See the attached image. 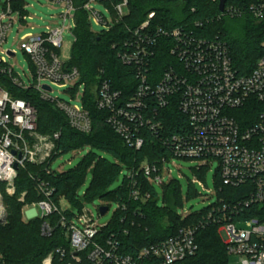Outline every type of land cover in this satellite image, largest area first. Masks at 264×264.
Instances as JSON below:
<instances>
[{
	"label": "built area",
	"instance_id": "built-area-1",
	"mask_svg": "<svg viewBox=\"0 0 264 264\" xmlns=\"http://www.w3.org/2000/svg\"><path fill=\"white\" fill-rule=\"evenodd\" d=\"M50 1L66 9L60 18L64 24L74 19L75 28L77 7L74 0ZM213 1L219 7V0ZM231 1L225 4L218 19L250 17L264 29V0L244 7ZM96 4L105 6L109 17L96 10ZM82 9L88 13L90 23L94 21L102 28L101 32H109L129 14V0H120L118 4L112 0H87ZM124 9H127V15ZM15 13L20 15L22 23L32 19L25 0H5L4 4L0 0V79L24 91L33 89L43 101L55 105L65 114L72 129L90 133L92 122L83 106V95L78 98L84 87L79 85L80 72L68 67V62L55 52L63 45L65 25L47 27L43 34H27L22 38L21 49L33 67V83L28 85L8 60L14 59L17 53L2 50L14 25ZM154 18V13L149 14L145 22L131 30V39L121 48V61L137 71L139 85L135 94L125 100L108 81H102L98 87L97 107L110 114L107 124L127 145L140 150L144 145L143 133L147 130L155 134L167 150V155L155 162H144L138 172H126L129 201L144 203L151 199L150 192L143 190L138 182L139 172L148 184L161 187L171 174L165 170L166 165L174 159L198 162V172L216 161L223 185L243 189L248 195L245 201L223 205L224 211L238 213L248 210L250 214L243 221H230L221 228L227 253L230 257H239L241 264H264V41L262 55L253 70L241 72L221 33L200 35L199 32L204 31V24L200 21L171 30L154 29ZM161 49L169 51L172 60L157 76L152 73V66ZM54 87L75 95L73 100L79 104L53 97ZM172 106L178 109L182 120L174 125L172 133H167L162 113ZM59 137L58 133L51 136L38 134L37 110L27 101L15 98L6 82L1 81L0 182L5 184L8 195L16 193L19 169L27 164L39 166L48 162ZM39 191L46 199L26 204L24 211L46 220L42 225L45 237H50L54 231L47 219L57 213L58 227L64 230L67 242L66 247L50 252L41 264H143L149 258L160 264H176L193 257L198 251V227L188 226L162 242L142 248L135 256L126 255L116 235L105 233L112 221L100 226L84 208L80 215L68 218L64 215L65 210L50 200L53 191L46 183L39 186ZM25 197L26 193L22 194L19 201L24 203ZM116 206V212L129 209L124 202H117ZM102 207L109 211L110 205L99 207L100 216H103ZM6 215L0 193V223L5 221ZM208 217L213 216L209 214ZM0 264L9 263L0 256Z\"/></svg>",
	"mask_w": 264,
	"mask_h": 264
},
{
	"label": "trees",
	"instance_id": "trees-1",
	"mask_svg": "<svg viewBox=\"0 0 264 264\" xmlns=\"http://www.w3.org/2000/svg\"><path fill=\"white\" fill-rule=\"evenodd\" d=\"M87 0H74L77 7L75 14V44L72 60L68 67L76 68L81 75L79 85H84L83 106L87 110L92 129L90 133H81L72 129L64 113L55 105L43 101L33 89L21 90L13 87L3 79L12 95L30 103L37 110V133L51 136L60 135L56 141L53 157L45 164L35 166L27 164L18 171L15 182L16 193L10 196L5 191V184L0 182V193L6 208L5 221L0 223V256L9 264H41L43 259L58 247H66L64 230L58 227L57 213L47 220L54 231L50 237L42 235L45 219H33L28 222L22 218V210L26 204L46 199L40 194L39 186L44 182L53 191L50 200L60 208L62 199L68 200L80 211L86 203L96 199L110 203H126L127 212L118 210L106 235L114 233L120 242L121 250L126 255L135 256L142 248L162 242L183 227H198L196 255L176 264H230L231 257L220 232L224 224L243 221L250 214L248 210L238 213L224 211L223 205L237 204L248 199L243 189H231L223 185L219 173L216 174V197L213 206L193 214L182 216L181 186L175 181L162 185L161 195L157 187L148 184L141 172L138 182L143 190L150 192L151 199L144 203L129 201V181L127 174L120 187L111 190L123 172L136 170L144 163H153L167 155V150L159 143L157 136L144 131V145L136 150L127 145L112 127L107 124L109 113L97 107L98 87L102 81H108L113 90L120 92L124 99L131 98L139 85L136 68L125 65L120 58L124 43L131 39V30L136 29L154 13L152 27L174 29L194 21L204 25L199 34L214 35L221 33L229 43L236 67L241 72L252 71L262 55L261 44L264 41L263 26L250 17L218 19L220 11L218 3L213 0H129V14L116 24L109 32L95 33L91 29L88 13L82 9ZM257 0H232L231 3L244 7ZM118 4L120 0H112ZM232 24L234 26H228ZM163 43V42H162ZM152 66V73L160 76L172 58L169 51L160 50ZM0 79L1 81H3ZM167 133L175 129L174 125L182 120V115L174 106L162 113ZM176 131V130H174ZM89 148L91 151L81 164L66 173L55 172L51 168L61 155ZM93 150H102L110 154L113 160L98 157ZM92 170V183L82 199H78V191L86 180L88 169ZM205 170L199 171V176ZM26 193L25 202L19 198ZM188 197H193L190 188ZM62 209V208H61ZM139 209V210H137ZM137 210V211H136ZM213 217L209 218L208 215ZM71 218L73 211H64ZM122 219H126L122 222ZM143 264H160L158 260L149 258Z\"/></svg>",
	"mask_w": 264,
	"mask_h": 264
},
{
	"label": "rangeland",
	"instance_id": "rangeland-1",
	"mask_svg": "<svg viewBox=\"0 0 264 264\" xmlns=\"http://www.w3.org/2000/svg\"><path fill=\"white\" fill-rule=\"evenodd\" d=\"M25 2L27 5L28 15L32 19H28L26 23H22L18 13L13 15L15 20L13 23L14 25L10 29L7 42L4 44L2 50H12L17 53L14 59L8 60L15 65L16 70L22 75L24 81L29 85L30 83H33V67L30 64L29 58L23 53L21 49L22 38L27 34H32L34 36L43 34L46 32L47 27H62L65 25L66 29L63 33V45L61 48L56 49L55 52L64 62H69L72 60V50L75 44V36L72 33L74 30V19H70L64 24L63 19L60 18L61 14L65 13L66 11L64 7L56 5L50 0H25ZM2 3L4 4L5 0H2ZM94 8L103 13L106 17H109L108 9L105 6L96 4L94 5ZM124 13L127 15V9H124ZM70 15L74 17V13H71ZM231 25L232 24H229L228 26ZM91 29L95 33L102 31V28L97 26L94 21H91ZM83 93L84 87L81 89L78 98H81ZM52 96L66 102L71 101L73 105L79 104L76 100H73L75 95L66 92L64 89L54 87V93ZM90 151L91 149L84 148L82 150L65 153L54 161L52 170L59 173H66L68 171L74 170L88 156ZM93 152L96 153L98 157L113 160L112 156L107 152L102 150H93ZM199 166L200 164L198 162H191L181 159H174L166 165L165 170L171 171L170 176L165 178L166 184L170 179L169 181H175L181 186L182 206L179 208L180 215L199 213L210 206H213L217 201L216 174L219 169L218 163L214 161L208 168L202 169L205 171L204 175L201 177L197 171ZM93 169V165L88 169L86 180L78 191V199H82L86 195L93 180ZM125 173L126 172H123L118 181L113 183L111 190H115L121 186ZM190 188L193 191V197L191 198L188 197ZM157 189L161 195V188L157 187ZM102 204L110 205V209L105 215L100 216L99 207ZM60 206L62 210L73 211L75 216H78L81 213V211L74 207L68 200L62 199L60 201ZM24 210L25 209L23 207L22 218L24 221L28 222L31 219H36L33 214L26 213ZM116 210L117 206L115 203H110L101 199H96L84 205V211L93 216V218L98 221L100 226L109 224L113 220ZM230 264H241V259L239 257H231Z\"/></svg>",
	"mask_w": 264,
	"mask_h": 264
},
{
	"label": "water",
	"instance_id": "water-1",
	"mask_svg": "<svg viewBox=\"0 0 264 264\" xmlns=\"http://www.w3.org/2000/svg\"><path fill=\"white\" fill-rule=\"evenodd\" d=\"M229 0H219V2H220V4H219V10H220V12H223V10H224V7H225V4L228 2ZM11 54V53H10ZM45 89H47V90H51V88L50 87H48V86H45ZM100 211H101V214L102 215H105L106 213H107V211H108V208L107 207H102L101 209H100Z\"/></svg>",
	"mask_w": 264,
	"mask_h": 264
}]
</instances>
